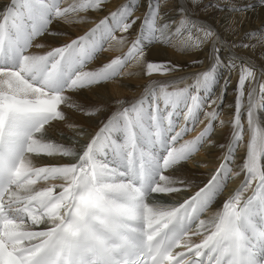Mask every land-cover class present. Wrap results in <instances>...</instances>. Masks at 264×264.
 Listing matches in <instances>:
<instances>
[{
	"label": "snow or ice",
	"instance_id": "snow-or-ice-1",
	"mask_svg": "<svg viewBox=\"0 0 264 264\" xmlns=\"http://www.w3.org/2000/svg\"><path fill=\"white\" fill-rule=\"evenodd\" d=\"M166 2L125 0L111 11V0H8L0 7V264H264V124L256 115L257 98L264 110V83L258 93L251 87L257 71L264 75V67L252 62H264V50L257 51L264 49V26L246 33L254 43L238 45L251 56L225 60L220 45L226 42L195 15L208 8L240 14L236 24L242 27L248 13L264 9V0H176L175 25L160 11ZM141 4L144 12L137 15ZM89 12L106 14L67 44L44 54L31 51L44 47L37 42L42 36L66 34L52 32L54 22H90L80 15ZM209 43L210 65L191 85L175 87L186 77L152 81L138 100L115 101L117 110L86 143L80 144L86 131L71 145L54 138L64 136L60 124L82 127L70 123L64 109L89 117L102 110L82 106L74 98L82 90L117 80L133 63L147 77L179 70L147 60L151 46L202 52ZM114 46L127 51L88 69ZM225 69L236 71L238 81L230 138L219 145L226 148L224 160L182 203H158L191 190L176 173L209 142L217 122L224 126L218 102L230 80L224 79L220 95L212 93ZM199 124L203 130L185 139ZM241 148L245 155L234 172L231 162ZM241 174L240 187L221 210L201 219Z\"/></svg>",
	"mask_w": 264,
	"mask_h": 264
},
{
	"label": "bare ground",
	"instance_id": "bare-ground-1",
	"mask_svg": "<svg viewBox=\"0 0 264 264\" xmlns=\"http://www.w3.org/2000/svg\"><path fill=\"white\" fill-rule=\"evenodd\" d=\"M7 2L8 0H0V7H2L3 4H6ZM124 2L125 0H111V3L109 4L106 11L114 10L117 6ZM236 2L239 4L245 2V0H236ZM179 3L184 4L185 0H179ZM205 3H209V0H205ZM160 11L163 14L164 21L172 22L174 25L178 22L176 0H167L166 3L162 4ZM143 12L144 7L141 4L137 15H141ZM104 14L106 13L94 14L92 12H89L87 14H80L81 16L87 15L88 17H90V22H54L51 25V31L66 34L42 36L38 38L37 42L43 44L44 47H34L31 49V51L37 54H44L52 48H56L69 43L76 37L83 35L84 32L88 29L94 27L95 22L102 18ZM195 15L197 16L198 20L207 22L208 25H210L219 33V36L222 38V40L226 42L220 45L223 48L222 56L225 60H228L232 54H235L239 57H244L245 59L251 56L252 53L249 50L238 47V45H240L241 43H254L253 40H246V33H248L250 30H257L264 26V9H257L254 12L248 13V19L245 21L242 27H239L236 24V22L243 19V16L240 14L229 13L227 11H218L213 8H208L206 12L201 13L197 11ZM232 28H236V31H231ZM135 32L136 29L134 28L132 30V36L130 37V39L135 38ZM117 35H119V33H117ZM210 47L211 43L206 44L202 52L195 50L185 52L178 47L164 46L163 44H156L154 46H151L149 54L146 57L147 60L170 62L172 65H179V70L164 75H154L152 77H147L146 75H144L143 67L133 63L132 66L124 70V74L117 80L98 85L92 91L82 90L80 94H77L74 98L77 99L82 104V106L91 108L95 105H103V108L97 115L91 117L85 116L82 113L74 112L70 109H64L70 117V123L82 126L84 130H88V135H94L98 130L100 121L105 120L108 116H110L117 110L118 105L114 103L115 101H124L126 104H128L138 100L145 94L144 90L150 82L156 81L158 83H166L172 80H179L181 77H186L187 79L183 83H179L175 87L184 88L186 85H191L193 83V80L191 78L195 74L200 73L209 67L210 60L208 58V49ZM262 50L264 49H257V51ZM126 51L127 47L120 49L114 46L113 48H110L109 50L102 53L99 59L90 63L88 65V69H95L101 64L114 58L115 56L123 55ZM196 59L203 61V63L200 65L194 64L193 61ZM252 62L257 65L258 69L264 67V62H261L255 57H253ZM225 78L230 80V84L227 88L226 93L223 94V103L218 102L219 110L221 112L220 119L225 122L224 126L220 127L219 123L217 122L215 131L209 138V142L205 143L200 153L195 158H192V161H188V163L183 166V170L181 172L176 173V175L180 178L191 182V190L180 191L171 194V198L167 200L169 203H165V205H176L178 203H182L183 200L193 195L195 191H197L200 187H203L207 180L210 179L212 173L207 175L209 172L208 170L212 168L213 172V170H216L224 160L226 148H221L219 147V145H227L230 138V133L232 130L230 124L235 111V99L237 95L235 89L238 81V73L236 71L228 73L227 69L219 72L218 83L213 90V96H218L221 94V89L223 87ZM261 83H264V75H261V72L257 71V77L252 82L251 87L256 88V92L258 93L259 85ZM248 87L249 85L246 84V90ZM255 96L256 93H254V97ZM256 103L258 105L256 112L257 118L262 124H264V110H261L259 108L258 98L256 99ZM246 110L247 103L245 101L244 108H242V120L245 123V127H247V122L246 116H244L243 113H245ZM203 128L204 124H199L198 126H196L195 131L190 132L192 133L191 136L194 138V136L199 134L203 130ZM59 131L64 133V136L73 138V136H71V134H69V132L67 131L66 125L60 124ZM191 136L189 135V137L187 138L189 140L193 139ZM54 138L66 145H71L72 143V141L60 137L59 134ZM247 139L248 137L246 135L245 140ZM86 142L87 140L83 142V144ZM80 143L82 144V142ZM78 147L79 145H77V148ZM244 155L245 150L243 148H241L236 153L235 160L231 162L234 172L238 170V166L242 162ZM46 163H56V161H46ZM192 163H195V165ZM234 176L236 179L235 181L231 182V185L233 187L229 186L228 188L230 189L231 187L232 191L227 190L226 193H221L215 200L211 208L206 212L207 214L214 213L213 216H215L217 212L221 210L222 204L240 187L243 181V174ZM56 183H59V181H56ZM248 194L249 193H246L245 195ZM207 218H209V216ZM210 218L212 219V217ZM205 221H207V219ZM193 239L199 238L193 237Z\"/></svg>",
	"mask_w": 264,
	"mask_h": 264
},
{
	"label": "rangeland",
	"instance_id": "rangeland-1",
	"mask_svg": "<svg viewBox=\"0 0 264 264\" xmlns=\"http://www.w3.org/2000/svg\"><path fill=\"white\" fill-rule=\"evenodd\" d=\"M249 2H253V0H249ZM67 131L69 132V134H71V136H73V138H76V139H79V137L76 135L78 132H80V131H86V133H87V135L83 138V139H81L80 140V142H82V144H83V142H85L86 140H88L92 135L91 134H89L88 135V130H84L82 127H79V128H73V129H70V128H68L67 127ZM191 134L192 133H189L188 134V136H186L185 137V139H188L187 137H189V135L191 136ZM198 135V134H197ZM197 135H195L194 136V138L197 136ZM60 136V135H59ZM60 137H62V138H66V140L68 139V140H70V141H72L71 140V138H69V137H66V136H60ZM192 137V136H191ZM193 138V137H192ZM85 140V141H84ZM81 144V143H80ZM205 145V144H204ZM203 145V146H204ZM202 146V147H203ZM202 147L200 148V150L192 157V158H195L199 153H200V151H201V149H202ZM192 158L189 160V161H192ZM188 163V162H187ZM186 163V164H187ZM192 164H194L195 165V163H192ZM195 167V166H194ZM219 167V166H218ZM217 167V168H218ZM211 170V171H210ZM209 172H208V174L207 175H209V174H214L215 173V171L216 170H213V172H212V168L211 169H209L208 170ZM212 176V175H211ZM235 176L233 175L232 176V178L228 181V183H227V186L225 187V189L223 190V192L222 193H226L227 192V190H230V191H232V189H231V187H233L232 185H231V182H233V181H235ZM229 186H231L230 187V189H228L229 188ZM236 188V187H235ZM234 188V189H235ZM250 194V193H249ZM153 195H156V194H153ZM228 196H230V195H228ZM169 198H171V196H161V197H159L158 198V200H157V202L158 203H161V204H165V203H169L167 200H169ZM150 202H152L151 200H150ZM214 215V213H212V214H207L206 212L201 216V219H204V220H206L207 219V221H208V219L210 218V217H214L213 216ZM209 216V218H207ZM206 218V219H205ZM209 220H211V218L209 219Z\"/></svg>",
	"mask_w": 264,
	"mask_h": 264
}]
</instances>
